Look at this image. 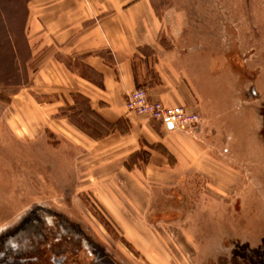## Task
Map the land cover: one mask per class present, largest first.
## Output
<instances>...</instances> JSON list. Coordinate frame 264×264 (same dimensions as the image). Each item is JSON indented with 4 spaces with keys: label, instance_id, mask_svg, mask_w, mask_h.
Masks as SVG:
<instances>
[{
    "label": "rangeland",
    "instance_id": "obj_1",
    "mask_svg": "<svg viewBox=\"0 0 264 264\" xmlns=\"http://www.w3.org/2000/svg\"><path fill=\"white\" fill-rule=\"evenodd\" d=\"M156 8L164 39L185 43L174 56L190 55L211 173L136 190L121 161L78 141L74 132L95 130L86 114L65 110L70 134L34 127L32 100L16 98L30 86L28 67L0 45V234L42 205L120 264H264V0H157Z\"/></svg>",
    "mask_w": 264,
    "mask_h": 264
},
{
    "label": "crops",
    "instance_id": "obj_2",
    "mask_svg": "<svg viewBox=\"0 0 264 264\" xmlns=\"http://www.w3.org/2000/svg\"><path fill=\"white\" fill-rule=\"evenodd\" d=\"M156 1L0 0V45L12 47L31 78L26 91L16 93L18 106L31 99L35 128L70 134L74 125L65 110L75 105L95 128L73 131L78 141L93 142L99 153L121 161L138 191L146 181L173 184L211 173L198 142L203 124L194 137L126 107L127 95L144 87L152 100L197 110L198 83L185 65L190 55L174 56L185 43L164 39ZM128 159H135L132 168Z\"/></svg>",
    "mask_w": 264,
    "mask_h": 264
},
{
    "label": "flooded vegetation",
    "instance_id": "obj_3",
    "mask_svg": "<svg viewBox=\"0 0 264 264\" xmlns=\"http://www.w3.org/2000/svg\"><path fill=\"white\" fill-rule=\"evenodd\" d=\"M12 258L23 264H120L79 224L42 205L0 234V259Z\"/></svg>",
    "mask_w": 264,
    "mask_h": 264
},
{
    "label": "built area",
    "instance_id": "obj_4",
    "mask_svg": "<svg viewBox=\"0 0 264 264\" xmlns=\"http://www.w3.org/2000/svg\"><path fill=\"white\" fill-rule=\"evenodd\" d=\"M126 107L128 111L147 115L150 119L189 134L195 133L201 124V116L196 110L152 100L144 87H138L127 95Z\"/></svg>",
    "mask_w": 264,
    "mask_h": 264
},
{
    "label": "water",
    "instance_id": "obj_5",
    "mask_svg": "<svg viewBox=\"0 0 264 264\" xmlns=\"http://www.w3.org/2000/svg\"><path fill=\"white\" fill-rule=\"evenodd\" d=\"M0 264H23V263L16 258H12V259H6V260L0 259Z\"/></svg>",
    "mask_w": 264,
    "mask_h": 264
},
{
    "label": "trees",
    "instance_id": "obj_6",
    "mask_svg": "<svg viewBox=\"0 0 264 264\" xmlns=\"http://www.w3.org/2000/svg\"><path fill=\"white\" fill-rule=\"evenodd\" d=\"M74 106H75V105H74ZM74 106H70V107H68V109H69V110H73V107H74Z\"/></svg>",
    "mask_w": 264,
    "mask_h": 264
}]
</instances>
